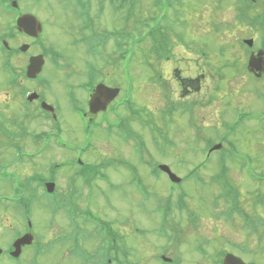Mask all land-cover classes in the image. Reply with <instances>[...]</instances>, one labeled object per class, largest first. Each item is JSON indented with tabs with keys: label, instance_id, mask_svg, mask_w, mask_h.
<instances>
[{
	"label": "rangeland",
	"instance_id": "obj_1",
	"mask_svg": "<svg viewBox=\"0 0 264 264\" xmlns=\"http://www.w3.org/2000/svg\"><path fill=\"white\" fill-rule=\"evenodd\" d=\"M18 1L20 8L26 10L24 12H33L43 22L44 38L50 47H55L66 57V61L59 60V63L71 66L67 68L68 73L74 72L70 84H73L75 101L81 107H86L87 94L79 86L90 87V73L87 72L88 63L91 62L97 66L96 72H92L95 83L102 81L109 87L119 86L122 89L105 112L106 117L112 122L122 119L124 127L139 135L140 143L143 141L145 144L141 149L133 150V142H123L116 136L109 137L106 126L91 127L89 133H85V123L70 109L64 88L61 85L58 88L57 79L62 75L57 74L55 68L48 67L46 71L50 74H43V78L50 77L51 82L54 81V88L47 90V99L55 105L59 103L62 108L60 120L64 121V142H75L86 150L91 146L82 161L105 167L113 184L108 188L103 182L96 183V187L98 184L100 187L95 191L91 188L87 197L86 191H83L76 207H90L105 217L112 230L125 237L126 244L135 253L131 255V260L140 264H159L154 255L149 261L150 249L157 248L159 254L164 253L168 242L154 236L153 231L159 228L163 219L161 213L155 211L159 203L165 205L166 199L171 196L168 226L171 231L183 234L177 241L180 245H169L168 255L179 259L181 256L183 264H220V253L226 251L244 262L264 264V77L257 79L248 74L244 65L248 57L247 49L240 46V41L253 39L255 46L263 48L264 36L249 23L238 19L234 1L171 0L172 9L168 11L166 20L161 22L169 37L168 58L158 60L156 54L150 51L152 44L148 41L133 46V59L129 67L128 59L122 63L119 58L122 51L116 53L112 40L105 50L102 48L103 61L102 58L89 56L84 46L75 43L72 28L80 20L74 16L66 0ZM134 1L137 5L131 13L132 20L127 23L122 21H126L128 5L121 13L112 6L107 8L104 5L107 10L100 12L95 26L105 31H133L129 36L122 33L125 42L138 36L159 11L155 0ZM260 2L263 4L256 10L259 12L264 10V0ZM9 24L10 20L1 16L0 33ZM135 26L138 29H134ZM13 63L16 67H22L24 61L13 58ZM263 73L264 70H261L260 74ZM6 83L5 76L0 74V123L4 130L10 131L12 137L16 135L20 141L25 134L26 141H22L24 152L32 154L38 146L30 139L35 133L49 130L52 124L41 118L35 120L36 107L33 106L30 109L32 117L25 123V129L20 126L23 121L20 99L16 90L7 88ZM191 83L194 84L193 88L190 87ZM124 102L134 105L136 115L127 111ZM115 104L119 105L117 112L112 110ZM246 114L252 117L237 122L241 115ZM224 135L232 144H223L227 155L231 154L227 163V181L238 196L239 209L256 221L255 231L246 227V219L239 215L237 207L238 213H232V219L225 217L232 209L231 204L222 197L224 192L221 187L212 181V177L219 172L221 155L219 152L209 155L204 150L207 141L218 143ZM18 138L15 142L11 141L14 146L4 138L5 141L0 144V163L12 160L19 145ZM50 144L51 147L41 156L33 161L25 159L17 162L9 170L25 179L38 168L47 171L53 162L68 159L71 151L57 148L54 138ZM121 161L136 168L141 182L137 191L130 185L129 174L119 165ZM206 161L208 164L199 172L203 179L187 180L178 186H174L167 177L154 174L156 166L166 164L176 176L184 178ZM73 171L68 165L51 171L57 173L55 176L62 177L58 185L60 192L65 191V178ZM0 184L8 187L2 182ZM0 191L6 193L1 187ZM146 191L149 199L142 200L147 196ZM183 193L186 194L188 210L179 212L175 206ZM215 202L218 203L217 207ZM32 205L34 242H47L69 229L66 212H61L60 208L56 213L51 205L48 209L38 201H33ZM14 207V203H9L5 213L1 209L2 250L8 249L18 233L26 228L27 222L22 212L18 213ZM190 214L196 219V224L188 223ZM66 234L65 239L56 240L55 246L48 245L39 256H33L34 249L29 248L19 262L2 254L0 264H87L71 253L73 243L68 239L69 232ZM156 238L162 243H158ZM166 243V247H163ZM199 243L204 244L206 253L202 262H199L201 256L194 250V245ZM249 251L251 253H246ZM117 254L121 259V254Z\"/></svg>",
	"mask_w": 264,
	"mask_h": 264
},
{
	"label": "flooded vegetation",
	"instance_id": "obj_2",
	"mask_svg": "<svg viewBox=\"0 0 264 264\" xmlns=\"http://www.w3.org/2000/svg\"><path fill=\"white\" fill-rule=\"evenodd\" d=\"M95 4H96V0H90L91 6L87 7L86 10L83 11V12H87L88 14L94 15V19L92 20L94 24L96 20L100 18V15L98 14L100 8L97 7ZM24 11L22 12L23 15L31 13ZM42 29L43 32L39 35V38L35 39L24 33L14 32L11 23L5 26V31L3 33H0V36L4 37L3 39L5 40H10L9 43H12L14 45V47L12 48L14 53L13 55H9V57L15 58L17 60H20V58H22L24 64H22V67L21 66L16 67L15 64L9 63L7 57H4L0 50V58H1L0 74L5 76L7 81L6 83L7 88L9 87L11 89L16 90L17 92L16 95L20 99V106L23 112V120L27 116V114H31L30 113L31 108L34 107H36V109L41 108L42 102H46L47 104L55 108V113L51 114L45 112L44 116L48 122H50L51 124L53 123L50 132H52V138H54V142H57L59 139H63L62 124H64V121L60 120V112L62 111L60 104L58 103L57 105H55L54 103L50 102L47 99L48 97L47 90L48 91L53 90L54 81L51 82L50 77L43 78V74H50L49 72L46 71V69L48 67H50L51 69L55 68L56 73L62 75L61 78L57 79L58 88L59 85H61L62 88H64V92H65L64 96L66 97V101L69 103L70 109L72 110L73 113L77 114L80 117L81 121L88 114L89 97L91 93L94 92V89L97 84L95 85V87H93V90L90 93H88L86 107H81L78 104V102L75 101L74 88L72 87L73 84H70V79L72 78L74 72L68 73V70H64L61 65L58 67L57 64L52 60L48 61V57L45 51L47 50V47L50 46V44H48V42H46V39L43 38L45 29L44 27H42ZM100 29L102 30L103 28ZM24 45H28L29 48L25 53H21L20 48ZM57 51L59 55H62L59 50ZM259 51H264V50L260 48H255V46H253L250 49L249 57L250 55H252V53L258 54ZM39 56L43 57L44 66L41 72L31 73V74H39L35 81L29 80L26 78V74H28L27 68L30 63V60L32 58H36ZM262 66L264 67V58H263ZM11 67H15V68H11ZM15 74H19V75L15 76ZM248 74H252L255 77H259L258 75L259 73H251L248 71ZM82 88H83L82 86H79V89L82 90ZM59 92L61 93L62 96L61 90H59ZM34 93H37L39 96L33 101H30L29 97ZM100 116H102L101 119L99 118ZM103 120L107 121L105 112H100L96 115H89L88 121H89L90 129L91 127L96 128ZM20 126H23V128L25 129V125H23V121L21 122ZM1 128L2 125L0 123V129ZM4 132H5L4 138L8 142H10V140L7 137L12 136L11 132L6 130H4ZM129 133L131 135H134V132L132 130H129ZM14 137L17 136L14 135ZM44 138L49 141V146L51 147L50 144L52 140L51 135L50 134L45 135ZM22 141L23 140L20 141L19 139L21 147H24ZM124 142L129 143L130 141L126 140ZM65 144H70L71 146L79 149L77 153L75 150L73 152H70V154L68 155V161H69L68 168H71L74 171L68 174L67 178L64 177L66 183V188L64 189L65 191L60 192L58 187L59 180L62 177L55 176L57 173L51 171L58 170L60 168H65L66 166L65 167L50 166L47 171H42L41 168H38L37 169L38 171H35L31 176H28L25 179H21V188H20L21 204H30L31 206H33L32 202L38 201L42 203V207H45L47 209L51 205L52 209L56 213L58 211V208H60L61 212L63 213L66 212V218L69 220V224H68L69 229H67L66 232H69L68 239L71 240L73 243V248L70 251L73 255L77 256L82 263L140 264L137 261L131 260V255L132 254L135 255V253H133L131 248H129V246L126 244L125 237L112 230L111 224L105 219V217H103L100 213H95L90 207H76V204H78L80 201V196L83 194V191H86L85 196L87 197L88 191L91 188L95 191L100 187L99 184L98 187H96V183L103 182L106 184L108 188L113 184L108 175L109 173L105 171V167L103 166L83 167V166L75 165V159H76L75 156L79 157L80 155H83V153L81 152L83 149L79 146V144L75 142L67 141L65 142ZM77 163H81V161L77 160L76 164ZM126 173L129 174L130 176V185L134 187L138 180L137 170L135 168H131L128 169V172L126 171ZM94 175H100L103 177H100V179H94L93 181L90 182L89 180L91 179V176ZM53 176H55V179L53 178ZM38 181H42V186L40 183H38ZM49 183H55L56 188L58 190L57 194L54 197H50V198L47 195L48 189L46 188L48 187L47 184ZM7 192L8 191H6V193L4 194L0 193V213H1V209L4 213L7 211L6 207L11 201L10 193ZM42 195L44 197H42ZM66 232L61 235L55 236L53 238L54 239L53 242H50L52 238L48 239L47 242H44L42 240L35 241L33 244H35V246L37 247L33 250V256H35V254L39 256L42 250L46 248L48 245L55 246V244L57 243L56 240L65 239L66 237L64 235H67ZM28 233L32 234V230L24 229L22 233L18 234V236L13 241V243L18 238H21L22 236ZM146 233L147 232H144L143 234ZM153 233L155 237H159L161 240H165V242H168L169 248L167 247L163 251L164 253H160V254L156 251L157 248L156 249L151 248L150 251L152 252L150 253L149 261L152 260L151 256L154 255L155 261L156 262L160 261L159 264H183L181 261V256H179L180 257L179 259L177 257L173 258L172 256L168 255L170 251L169 245L171 246L180 245L177 244V241L181 238L183 232L181 233L179 231L174 232L169 230H154ZM156 239L158 243H162L160 239L158 238ZM63 241L66 242L67 240H63ZM95 241H98L96 245H94ZM151 242L153 243V240H151ZM13 243L11 244V246L7 251V254L5 255L9 259H12V261L16 260L17 262H19L20 259H13L10 257V253L13 251L12 249ZM166 245L167 243L163 247H166ZM201 247H202V243L194 245L195 252L201 256L199 262H202V257H203ZM29 248L30 247H23L20 257H23L25 250ZM117 252L121 254V259H119V255L117 254ZM107 255H111V256L108 258ZM30 259H32L31 256ZM164 259H169L171 262L170 263L165 262ZM31 264H35V263H31ZM184 264H186V262Z\"/></svg>",
	"mask_w": 264,
	"mask_h": 264
},
{
	"label": "trees",
	"instance_id": "obj_3",
	"mask_svg": "<svg viewBox=\"0 0 264 264\" xmlns=\"http://www.w3.org/2000/svg\"><path fill=\"white\" fill-rule=\"evenodd\" d=\"M161 3V0H159ZM241 4V7L238 9L240 12V17L239 20L242 22V14H243V3L244 0H241L239 2ZM172 6L171 0L166 3L165 6V11L167 12ZM254 2L253 0H246V22L249 23V25L253 28L260 27L262 28L261 30L263 31L264 29V10L263 13L260 14L259 11H256L257 9L255 8L253 11ZM148 28L147 32L143 34V30L140 31L139 37H138V44H142L145 42H151V47L150 51L156 54V57L158 60H163L168 58L170 54V49H169V37L167 34V30L162 26V25H156L155 28ZM138 29V28H137ZM119 34H117L118 36ZM109 36H103L100 35L97 32L92 33L91 39H90V46L88 48V53H95V51L99 52L101 48L104 46V44L107 42ZM117 43H116V50L122 51V57L125 59L129 55V51L125 50V48H128V45L124 43L123 37H116L115 38ZM124 48V49H123ZM191 88L194 87V84H190ZM227 142L226 140H223ZM231 145V143H229ZM226 152V149L224 148L222 151L223 153ZM221 174L218 177V181H223L225 178V174L227 171V165H226V157L223 156L221 159ZM111 255H107L109 258Z\"/></svg>",
	"mask_w": 264,
	"mask_h": 264
},
{
	"label": "water",
	"instance_id": "obj_4",
	"mask_svg": "<svg viewBox=\"0 0 264 264\" xmlns=\"http://www.w3.org/2000/svg\"><path fill=\"white\" fill-rule=\"evenodd\" d=\"M16 6V3H14ZM18 28L20 31L25 32L26 34L38 37V34L41 32V24L39 21L33 16H24L18 21ZM249 46L253 45V41L246 42ZM261 61L254 57H251L249 62V68H253L254 70H262L260 66ZM42 58L38 57L34 59L31 64L32 69L35 71H40L42 67ZM119 90L117 89H109L105 85H99L96 89L94 96H92L90 101V111L92 114H97L100 111H105L107 106L118 96ZM220 146L214 148V150L219 149ZM162 171L167 172L171 180L173 182L179 183L180 179H178L174 174L171 173L170 169L166 166L161 167ZM33 237L31 235H26L20 240H17L14 244L15 252L12 253V256L19 257L22 247L26 245H30L32 243ZM1 253V252H0ZM224 264H245L241 259L233 256L227 255L224 261Z\"/></svg>",
	"mask_w": 264,
	"mask_h": 264
}]
</instances>
